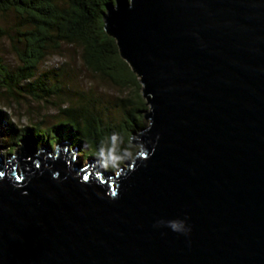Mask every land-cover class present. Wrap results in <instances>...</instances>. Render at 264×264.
<instances>
[{"label":"water","instance_id":"1","mask_svg":"<svg viewBox=\"0 0 264 264\" xmlns=\"http://www.w3.org/2000/svg\"><path fill=\"white\" fill-rule=\"evenodd\" d=\"M103 20L148 107L139 149L114 173L0 145V264H264V0H116Z\"/></svg>","mask_w":264,"mask_h":264},{"label":"trees","instance_id":"2","mask_svg":"<svg viewBox=\"0 0 264 264\" xmlns=\"http://www.w3.org/2000/svg\"><path fill=\"white\" fill-rule=\"evenodd\" d=\"M115 3L116 0H0V14L13 15L17 22L10 32L0 28V40H10L18 60L11 68L0 58V95L13 102L24 99L54 105L60 120L50 129L35 125L21 130L0 110L3 147L13 150L11 147L19 141L39 150L54 148L64 140L81 153L79 162L98 158L110 172L133 160L139 148L130 140L148 126L144 117L148 107L139 93L142 86L137 77L120 58L116 41L104 31L103 16ZM63 46L76 50L88 73L120 91L122 97L113 105L115 115L106 114L92 95L82 93L74 101L68 88L59 82L50 83L49 74L38 75L40 64ZM101 150L113 153V159L108 161L107 155L101 158Z\"/></svg>","mask_w":264,"mask_h":264},{"label":"rangeland","instance_id":"3","mask_svg":"<svg viewBox=\"0 0 264 264\" xmlns=\"http://www.w3.org/2000/svg\"><path fill=\"white\" fill-rule=\"evenodd\" d=\"M17 22L13 15L0 14V28L5 31H12ZM0 58L4 63L8 64L11 68L15 67L18 63L17 57L13 52L11 42L8 38L0 40ZM49 74L51 76L50 83L59 82L65 88H68L69 93L73 96L74 101L79 100V94L92 95L99 101L100 107L105 110L106 114L115 115L116 109L113 107L117 98H121L122 95L119 90L111 87L105 81L99 79L88 73L81 62L79 61L76 50L67 46H63L58 53L50 54L39 66L38 75ZM57 103V102H56ZM0 110L7 115L8 119L12 121L18 128L27 129L31 126L41 125L44 129H50L55 127L59 123L57 116V108L51 104H36L30 100H20L13 102L8 96L0 95ZM2 127V126H1ZM3 131V129H1ZM17 139V138H16ZM4 137L1 138L0 145L3 147ZM21 144L19 141L13 144L11 147L13 150H9L7 147H3L1 154L4 159H8L10 155H15V151L20 149ZM62 144L68 145V151L76 150L70 147V145L62 140L56 147ZM52 150H55V148ZM20 153V151H18ZM80 152L77 153V161L79 163ZM94 161L101 164L100 159L86 158L81 161V165L86 166L88 162ZM125 165V164H124ZM123 165V166H124ZM118 168L114 173H117Z\"/></svg>","mask_w":264,"mask_h":264},{"label":"clouds","instance_id":"4","mask_svg":"<svg viewBox=\"0 0 264 264\" xmlns=\"http://www.w3.org/2000/svg\"><path fill=\"white\" fill-rule=\"evenodd\" d=\"M113 138H114V137H113ZM99 155L101 156V158H104L105 155H107V159H108V161H111V160L113 159V153H111V152L105 154L104 151L101 150ZM169 226H170L174 231H180V232H186V231H188V229H187V230H181V229H178V228L175 226V222H169Z\"/></svg>","mask_w":264,"mask_h":264}]
</instances>
